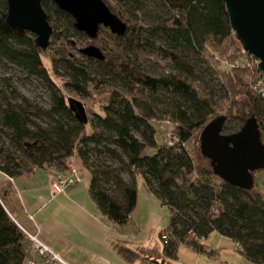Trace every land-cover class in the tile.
Returning a JSON list of instances; mask_svg holds the SVG:
<instances>
[{
	"label": "trees",
	"instance_id": "1",
	"mask_svg": "<svg viewBox=\"0 0 264 264\" xmlns=\"http://www.w3.org/2000/svg\"><path fill=\"white\" fill-rule=\"evenodd\" d=\"M111 1L128 29L118 36L101 27L114 42L96 38L109 49L98 60L81 48L80 55L67 49L75 47L72 37L90 38L54 0H42L54 28L53 71L63 68L65 86L79 95H107L101 111L84 117L52 81L44 62L49 48L38 46L34 33L10 27L8 0H0V66L13 65L46 83L51 98L50 106L40 105L11 77L0 76V264H26L30 253L17 222L22 205L14 180L37 168L65 170L73 157L89 170V193L100 211L119 226L131 222L137 178L144 177L169 208V225L159 233L165 258L178 259L183 244L215 256L204 240L217 232L252 264H264V193L257 171L252 188L237 187L213 171L201 147V158L191 148L220 116L224 134L238 132L255 116L264 143V98L254 88L264 75L253 60L244 61L250 54L236 38L226 1ZM165 119L175 138L159 145L153 121Z\"/></svg>",
	"mask_w": 264,
	"mask_h": 264
},
{
	"label": "water",
	"instance_id": "2",
	"mask_svg": "<svg viewBox=\"0 0 264 264\" xmlns=\"http://www.w3.org/2000/svg\"><path fill=\"white\" fill-rule=\"evenodd\" d=\"M70 13L75 27L90 39L99 36L101 27H106L118 36H123L128 24L112 11L105 0H54ZM231 26L245 52L256 57L258 69L264 75V0H225ZM7 22L15 31L36 35L35 42L43 49L50 46L54 28L48 19L42 0H8ZM81 53L104 60L101 47L89 44ZM70 105L77 114L86 117L83 104L73 98ZM225 121L220 116L203 129L200 137L201 152L210 159L213 171L237 187L250 189L255 183L254 172L264 169V143L255 116L249 117L235 133L224 134Z\"/></svg>",
	"mask_w": 264,
	"mask_h": 264
},
{
	"label": "crops",
	"instance_id": "3",
	"mask_svg": "<svg viewBox=\"0 0 264 264\" xmlns=\"http://www.w3.org/2000/svg\"><path fill=\"white\" fill-rule=\"evenodd\" d=\"M70 161L82 172L83 184L71 185L55 198L51 193V182L66 171L37 168L14 180L22 205L17 215L21 228L38 233L67 264H166L169 259L163 253H147L137 263L123 257L119 225L100 211L89 193V170L78 158L76 163ZM31 245L28 258L33 250Z\"/></svg>",
	"mask_w": 264,
	"mask_h": 264
},
{
	"label": "rangeland",
	"instance_id": "4",
	"mask_svg": "<svg viewBox=\"0 0 264 264\" xmlns=\"http://www.w3.org/2000/svg\"><path fill=\"white\" fill-rule=\"evenodd\" d=\"M106 1H108V3H113L111 0ZM108 30L110 31V29ZM101 36L107 39L110 45L113 44L114 41L109 36L100 32L99 37ZM71 40L75 47L67 45V49L71 53L77 55H80V48H84L89 44H95L102 47V45H100L101 40H99V38L93 40L89 39L86 42L79 40L77 37H72ZM106 48L101 49L105 55H108L109 49ZM44 53V62L50 71L53 79L52 81H54V83H56V85L63 90L66 97L80 101L85 107L88 115H93L94 111H101L102 106L107 101V95L96 93L90 97H85L67 88L64 84L63 77L60 75L64 72L63 68H59L60 74L57 75L51 66L49 55L52 53V49L49 48L48 50H45ZM0 76L11 77L13 84L21 93L36 101L40 105L47 107L50 106L51 98L46 83L37 78L28 77L26 72L13 65L9 67L0 66ZM153 122L157 131V142L159 145H162L168 140L171 123L166 119L154 120ZM191 148L193 151L197 152L199 158H201L199 139L192 141ZM75 159L77 158L73 157L71 160L75 161ZM202 161L204 162V160ZM70 162L68 163L67 169H60L61 171H66L62 173H68L71 170V166H74L73 164H70ZM52 168L59 170L56 167ZM79 172L82 174L80 170ZM255 177L258 188L264 193V169L257 171ZM126 178L130 180V176L126 175ZM18 183L20 182L18 181ZM79 183L83 184V182H78L76 184ZM137 189L138 201L133 212L131 222L124 226H119V246H122L125 251V256L123 255V257L133 263H137L141 260L140 258L142 255H146L147 253H162L163 244L159 233L163 229L167 228L170 222L169 208L162 204L157 195L148 190L143 176H138L137 178ZM54 198H51V200ZM50 208L51 206H49V209ZM28 240L30 248L31 243L33 245V242L30 239ZM204 244L208 248L215 250L216 255L209 256L206 253H199L183 244L180 247L179 258L176 260L169 259L166 261V264H252L246 256L238 250L236 243H234L230 238L224 237L217 232L212 233L208 238H206L204 240Z\"/></svg>",
	"mask_w": 264,
	"mask_h": 264
},
{
	"label": "built area",
	"instance_id": "5",
	"mask_svg": "<svg viewBox=\"0 0 264 264\" xmlns=\"http://www.w3.org/2000/svg\"><path fill=\"white\" fill-rule=\"evenodd\" d=\"M249 55V54H248ZM253 60V61H252ZM244 61L249 63L252 61L258 65L259 60L250 54ZM255 90L264 98V77L259 79L254 86ZM173 135H169V143L174 140ZM70 164H73L70 162ZM78 182H83L82 174L75 166H71L68 173L58 174L51 182V193L55 197L63 193L67 187ZM29 239L33 242V250L26 264H67L56 252H54L45 242L41 240L38 233H32L26 229Z\"/></svg>",
	"mask_w": 264,
	"mask_h": 264
}]
</instances>
